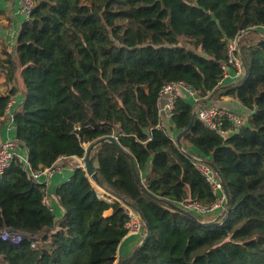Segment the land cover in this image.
<instances>
[{"label": "trees", "instance_id": "obj_1", "mask_svg": "<svg viewBox=\"0 0 264 264\" xmlns=\"http://www.w3.org/2000/svg\"><path fill=\"white\" fill-rule=\"evenodd\" d=\"M262 25L264 0H35L15 57L5 60L9 83L20 70L15 137L37 171L61 157L84 158V145L102 137L132 157L146 191L118 146L104 141L90 153L98 185L149 225L125 264H264ZM238 35L243 74L220 84L227 42ZM171 81L196 90L201 103L236 99L243 124L227 136L197 118L188 128L193 107L179 95L169 124L157 129L158 94ZM7 92L0 128L18 89ZM182 131L178 147L172 135ZM195 158L216 169L228 191V204L208 216L179 210L215 200ZM44 196L19 161L0 178V234L22 236L19 244L0 239V264H114L127 235L121 203L109 202L80 168L54 191L61 217Z\"/></svg>", "mask_w": 264, "mask_h": 264}, {"label": "built area", "instance_id": "obj_2", "mask_svg": "<svg viewBox=\"0 0 264 264\" xmlns=\"http://www.w3.org/2000/svg\"><path fill=\"white\" fill-rule=\"evenodd\" d=\"M35 5V0H20L19 13L23 17L24 22L28 21L31 15V11ZM258 29L264 35V25L259 26ZM241 35L236 36L227 42V62L222 66L223 79L230 78L237 80L243 74L242 62L239 57V39ZM231 71V73H230ZM179 95H185L187 100L192 104L195 118L204 123L209 129L216 131L222 136H227L231 132L237 130L244 122L241 114L231 111L227 108L221 107L212 102H202V98L198 92L186 85L183 81H171L165 83L158 94L157 107L160 121L156 126L157 129L163 127V119H169L173 115L175 102ZM12 101L7 104L5 115L8 120L12 123L13 127V116L10 112ZM225 123L226 126L223 124ZM67 158H59L54 165L41 171L34 170L27 161V156L22 157L16 151V144L12 141H6L0 143V178L3 176L5 171L11 166L14 161H19L23 164V168L27 173V176L35 183L39 182L41 175L50 176L53 173H60L65 168V165L61 161ZM80 160L79 166H73L74 170L79 168L83 170L84 158H78ZM195 168L204 177L207 183H209L212 193L215 196V200L211 204H203L198 201H187L179 203V207L192 212L199 216H208L214 212L220 210L225 204V195L223 192L222 182L212 170V168L200 160L195 158ZM98 195V194H97ZM98 197H100L98 195ZM45 198V196H44ZM44 202V199H43ZM122 204V203H121ZM127 213V221L125 228L127 234L135 235L138 237L143 236V222L139 215L132 210L130 207L122 204ZM0 239L8 241L12 244H19L22 240V236L14 231L4 230L0 234ZM36 243L32 244L35 247Z\"/></svg>", "mask_w": 264, "mask_h": 264}, {"label": "crops", "instance_id": "obj_3", "mask_svg": "<svg viewBox=\"0 0 264 264\" xmlns=\"http://www.w3.org/2000/svg\"><path fill=\"white\" fill-rule=\"evenodd\" d=\"M19 3L20 0H0V95H6L8 93L7 91L13 86L18 89V93L10 98V101H12L10 112L13 114L17 105L22 100V86L19 80L20 70L18 69L16 71L17 80H15V83H9L6 80L5 66L7 63L5 60L15 57L16 38L24 22L23 17L19 13ZM232 81L233 80L230 78H224L220 81V84H228ZM213 103L239 114H243L244 111L241 104L236 99L230 97H222ZM1 120H3V124L0 128V142H14L16 144L17 153L22 157H26V150L21 144H19L20 141L16 139L15 129L12 123L8 120L7 115L2 117ZM167 124H169V119H163V126ZM172 136L173 138L176 137L175 132ZM84 146L87 147L88 144H85ZM61 163L65 165L62 172H56L50 176L41 175L39 177V182L44 186L45 190L44 204L53 211L58 218L62 216L63 210L57 204L54 191L57 186L69 179L74 170L73 166H79L80 160L76 157H72L61 161ZM91 183L95 188L94 183ZM107 214H109V212H107L106 215ZM139 241L140 238L138 236L127 234L118 245L114 264H118L121 259H125Z\"/></svg>", "mask_w": 264, "mask_h": 264}, {"label": "water", "instance_id": "obj_4", "mask_svg": "<svg viewBox=\"0 0 264 264\" xmlns=\"http://www.w3.org/2000/svg\"><path fill=\"white\" fill-rule=\"evenodd\" d=\"M206 102V101H204ZM195 119V113L193 112L192 114V120H191V123L189 124L188 128H190V126L192 125L193 121ZM187 128V129H188ZM184 131L180 132L179 134H177V136L175 137V143L178 147H181V142H180V139L183 135ZM104 141H109L113 144H115L116 146H118L120 148V150L127 155V158L129 160V164H130V167H131V170H132V173H133V176H134V179L135 181L138 183V185L144 190L146 191V189L143 187L141 181H140V178L138 177V174H137V169H136V165L134 163V160L132 159V157L126 153V151H124L118 144L117 140L112 137V136H109V137H102V138H99L97 140H95L94 142L88 144V149L86 151V154H85V157H84V162H83V171L86 173V176L87 178L94 183V185L96 186H99L98 185V181H97V178H96V172L92 166V161H91V158H90V153L92 152V150L100 143L104 142ZM19 144H21L25 150H26V147L23 143L19 142ZM80 168V167H79ZM215 173L217 175L218 172L216 169H214ZM222 186H223V192H224V195H225V199H226V204H228V201H229V197H228V191H227V188L225 187V185L222 183ZM100 187V186H99ZM101 188V187H100ZM103 189V188H102ZM104 190V189H103ZM108 195L112 196L114 200L118 201L119 203H122L128 207H130L132 210H134L138 215L139 217L141 218L142 222H143V225H144V228H145V234H144V237L140 243V245L142 243H144L145 241H147L148 237H149V225L148 223L146 222V220L144 219L143 215L141 214L140 210L137 209L135 206H132L130 204H128L126 201H124L122 198H119L118 196L110 193V192H107L106 190H104ZM180 211L184 212V213H188L186 210L184 209H181L179 208ZM134 253L131 254V256H129L128 258H125L123 259L119 264H125L127 263L132 257H133Z\"/></svg>", "mask_w": 264, "mask_h": 264}, {"label": "rangeland", "instance_id": "obj_5", "mask_svg": "<svg viewBox=\"0 0 264 264\" xmlns=\"http://www.w3.org/2000/svg\"><path fill=\"white\" fill-rule=\"evenodd\" d=\"M181 44H184L183 42H181ZM102 198V197H100ZM110 200H108L109 202H112L114 199L113 198H109Z\"/></svg>", "mask_w": 264, "mask_h": 264}, {"label": "bare ground", "instance_id": "obj_6", "mask_svg": "<svg viewBox=\"0 0 264 264\" xmlns=\"http://www.w3.org/2000/svg\"><path fill=\"white\" fill-rule=\"evenodd\" d=\"M96 186V185H95ZM96 187H98V188H100L99 186H96ZM103 192H105L102 188H100ZM106 193V192H105ZM107 194V193H106ZM108 195V194H107ZM110 196V195H109ZM110 197H112V196H110Z\"/></svg>", "mask_w": 264, "mask_h": 264}]
</instances>
